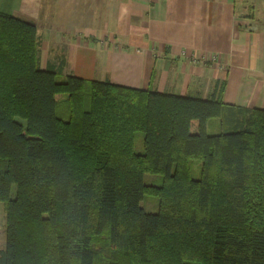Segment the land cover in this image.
I'll return each instance as SVG.
<instances>
[{"label":"trees","instance_id":"obj_1","mask_svg":"<svg viewBox=\"0 0 264 264\" xmlns=\"http://www.w3.org/2000/svg\"><path fill=\"white\" fill-rule=\"evenodd\" d=\"M40 52L36 26L0 11V264H264V109L221 82L200 99L63 77Z\"/></svg>","mask_w":264,"mask_h":264},{"label":"crops","instance_id":"obj_2","mask_svg":"<svg viewBox=\"0 0 264 264\" xmlns=\"http://www.w3.org/2000/svg\"><path fill=\"white\" fill-rule=\"evenodd\" d=\"M0 11L36 26L41 67L63 77L200 99L221 82L226 103L264 109V0H0Z\"/></svg>","mask_w":264,"mask_h":264},{"label":"rangeland","instance_id":"obj_3","mask_svg":"<svg viewBox=\"0 0 264 264\" xmlns=\"http://www.w3.org/2000/svg\"><path fill=\"white\" fill-rule=\"evenodd\" d=\"M198 123V120H193ZM25 122V121H22ZM221 123L219 118H212L208 121L207 124V133L208 134H216L220 132ZM199 130V128H198ZM195 130L191 131V136H193ZM200 134V130L198 135ZM196 135V136H198ZM191 175L194 179H199L201 177V170H202V162L198 159H192L191 162ZM163 175L161 174H151L147 173L144 175V181L147 184H160L162 182ZM16 192V185L13 186ZM141 207L144 208L147 212L155 213L159 210L160 200L158 196L154 195H145V197L141 200ZM185 258L189 260H200L201 258L197 255L193 254H185Z\"/></svg>","mask_w":264,"mask_h":264}]
</instances>
